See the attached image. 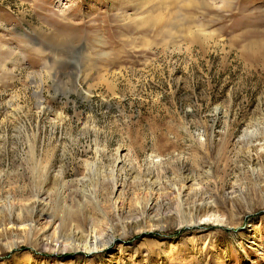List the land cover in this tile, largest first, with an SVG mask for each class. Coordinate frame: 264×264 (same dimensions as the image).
I'll return each mask as SVG.
<instances>
[{
  "label": "rangeland",
  "instance_id": "rangeland-1",
  "mask_svg": "<svg viewBox=\"0 0 264 264\" xmlns=\"http://www.w3.org/2000/svg\"><path fill=\"white\" fill-rule=\"evenodd\" d=\"M184 1L0 0V209L41 186L57 237L113 235L6 225L0 264H264V0Z\"/></svg>",
  "mask_w": 264,
  "mask_h": 264
},
{
  "label": "bare ground",
  "instance_id": "bare-ground-1",
  "mask_svg": "<svg viewBox=\"0 0 264 264\" xmlns=\"http://www.w3.org/2000/svg\"><path fill=\"white\" fill-rule=\"evenodd\" d=\"M161 2L166 3V4H168L169 2L174 3V4L177 3V5L181 4V5H184L185 7L189 6V5L194 6V4H195L192 1H184V0L178 1V2H176V0H164V1L162 0ZM161 2L151 4L152 0H146V1L144 0V2H141L142 5L140 8L147 13H151L152 9L154 7L156 9V7H160L163 5V3H161ZM139 3H140V0H139ZM173 8H174V6L172 4H169V8H167V9L169 12H172V11H174ZM145 12H143V13H145ZM152 17L155 19L153 22L156 24H158L159 22H162L166 19V18H163L162 20H159V18L156 19V17H154V16H152ZM145 18H147V17H145ZM168 20H169V18H168ZM147 22H149V25H151L150 19L147 18ZM198 32H199V35H202L204 37H208L205 35L206 34L205 28H204V30H201V32L200 31H198ZM201 33H203V34H201ZM263 136H264V127H256V129H254L252 131L245 130L241 140H243L244 143L248 144L251 141H255L257 139L263 138ZM245 160H246L248 169L250 170V172L254 176V178H256V179H254L256 181L257 179H259L260 172L263 169L257 164V162L251 161L249 158L245 159ZM36 173H37V167H36ZM36 173H35V167L32 168V170H31V178H33L32 180L35 179ZM263 174H264V171H263ZM262 181L264 183V179H262ZM116 184H117V182L113 184V189H115ZM196 184L198 185V183H195V182L190 183L191 188H193L194 186H197ZM242 189H243L242 187L237 186V188H234V190L230 189V190H233L230 193H235V194L240 193V191ZM194 190L199 191L198 188H194L193 192H195ZM183 192H184V188H182L181 190H177V192L175 193L176 199H178V201H177L178 205L182 204V199L184 198ZM197 194L194 193V195H197ZM31 195H32V197H31L32 199L31 200L29 199V201H27V203H24V204L13 202V200L10 196H8L6 198V199H8L6 202L7 204L5 203V205L2 206V208L0 209V214H1V216H0V227H3V226L5 227L6 225L7 226L8 225H11V226H21L22 225L24 227L26 226L27 229L29 230L28 232L30 233L29 239L33 243L38 241V238L36 236L37 234L35 232H37V230H40L42 232V234L44 236H46L48 240H50V242H51V240H53L56 244H58L57 246H62L64 250L67 249L66 247H70V250H72V251H79V250H85L87 252L95 251L99 246H104V245L108 244V242L110 241L109 240L110 238L112 239L113 235L108 234V235H110V236H108V239H106L108 241L103 242L102 240H100V237H98L96 232H95L96 230L91 229L92 228L91 224L89 226L91 230L87 229L88 231H86L84 234L82 232H79V231L77 233L75 232L74 236H73L74 238H72V239H74L73 242H70V241L67 242L66 238L60 239L55 234L56 231H55V228L53 226V223L55 221V220L53 221L54 218L53 219L50 218L46 212V207L48 206V201H49L48 193H46V191L43 189V187L39 186L38 189H36V188L33 189V192ZM158 199L148 201L145 204L146 208L148 210H155L156 207H158L159 205L160 206L166 205V202H162ZM212 202L214 203L213 200L210 201L209 198L203 197V198H200L199 203L197 204V200L195 198L191 204V209L189 208V211H190L189 216H193L192 213H196V211L198 210L197 209L198 206H200V205L201 206H210L212 204ZM115 205H116V201H114V204H113L114 210L116 207ZM97 209L101 213L102 220H107L109 218L108 212L106 210H104L103 208H101V206H98ZM186 222L187 223H185V224H188V225H192L195 223V221L191 218L188 219ZM51 228H52V231L50 232L49 230H51ZM106 231L111 232V227L109 226V228ZM254 232H255L254 228H251V229L245 228L244 231L241 233L240 237H241V239L246 241V240L250 239L251 235H253ZM81 237L84 238V240L81 241V243H83V244H79L80 242L76 243L75 239H79ZM48 240H47L46 244H48V242H49ZM59 241H61V242H59ZM15 246H16L15 243L8 244L5 246V249L10 250Z\"/></svg>",
  "mask_w": 264,
  "mask_h": 264
}]
</instances>
